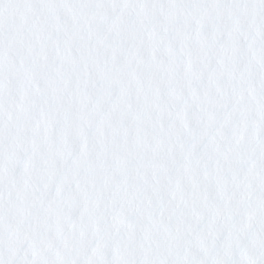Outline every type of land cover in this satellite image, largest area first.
<instances>
[{
  "label": "snow or ice",
  "instance_id": "1",
  "mask_svg": "<svg viewBox=\"0 0 264 264\" xmlns=\"http://www.w3.org/2000/svg\"><path fill=\"white\" fill-rule=\"evenodd\" d=\"M0 264H264V0H0Z\"/></svg>",
  "mask_w": 264,
  "mask_h": 264
}]
</instances>
